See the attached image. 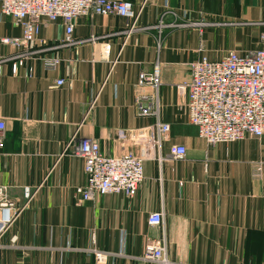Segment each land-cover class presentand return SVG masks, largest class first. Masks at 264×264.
I'll list each match as a JSON object with an SVG mask.
<instances>
[{
  "label": "crops",
  "instance_id": "0c3cea01",
  "mask_svg": "<svg viewBox=\"0 0 264 264\" xmlns=\"http://www.w3.org/2000/svg\"><path fill=\"white\" fill-rule=\"evenodd\" d=\"M121 1L138 11L134 29L118 15H85L73 32L78 43L60 45L64 24L44 20L33 48L39 51L0 64V186L21 209L0 246V264H98L94 249L108 253L104 264H157L143 259L149 241L162 242L179 264H264V135L208 144L179 88L190 81L194 60L264 48V0ZM21 33L0 13V39ZM17 52L0 41V58ZM50 55L61 58L55 71L42 64ZM156 68L158 87L139 85V75ZM144 95L158 104L156 115L142 114L150 105L136 99ZM157 120L170 124V138L150 147L136 195L79 202L76 189L87 175L84 160L67 149L70 138L92 136L104 153L137 154L117 130ZM173 145L186 147L183 159L170 156ZM154 211L163 212L159 226L148 221Z\"/></svg>",
  "mask_w": 264,
  "mask_h": 264
},
{
  "label": "built area",
  "instance_id": "2783aa9c",
  "mask_svg": "<svg viewBox=\"0 0 264 264\" xmlns=\"http://www.w3.org/2000/svg\"><path fill=\"white\" fill-rule=\"evenodd\" d=\"M0 13L13 18L21 27L20 36H4L0 41L18 49L16 55L0 58V64L10 58L27 60L39 50L34 45L39 40L42 21H61L65 26V35L60 45H73V32L76 20L85 15H118L130 21L135 28L138 15L133 3L121 0H0ZM204 27L206 22H196ZM158 27L163 25L160 21ZM91 37V40H95ZM264 42V33L261 34ZM80 42V41H79ZM44 43V42H43ZM60 45H52L57 48ZM44 69L55 71L61 58L57 55L43 56ZM17 64H15V71ZM191 79L180 85L188 97L189 119L197 126L199 136L210 145L242 140L247 135L262 137L264 135V48L253 52L240 53L229 51L219 60L207 56L190 63ZM158 69L153 73L142 72L138 83L141 86L158 87ZM59 85L63 79L57 80ZM142 114L156 115L159 110L152 107L150 97H138L139 106L144 104ZM157 97L154 96V102ZM149 102V103H148ZM169 123L157 120L154 125L140 129H119L116 138L124 144L139 147V153L126 151L122 154H108L101 149L97 138L88 136L76 142L73 135L67 143V149L81 157L85 163L87 182L76 189L78 201L93 200L97 195L123 194L134 197L144 180V161L149 157L150 147L161 148L170 138ZM6 136V123L0 119V147ZM187 149L184 145H173L170 156L175 160L183 159ZM164 157H160L163 160ZM26 197L30 188L24 189ZM20 208L11 201L7 187L0 186V246L9 232L11 225L20 212ZM163 220L162 211H154L149 217L150 225L159 226ZM17 243V237L10 238V244ZM98 264L108 260V253L94 249ZM143 259L157 264H179L172 260L162 242L149 241L144 249Z\"/></svg>",
  "mask_w": 264,
  "mask_h": 264
}]
</instances>
